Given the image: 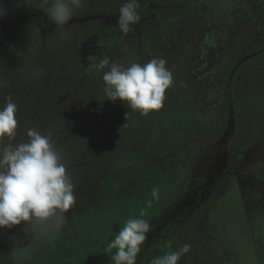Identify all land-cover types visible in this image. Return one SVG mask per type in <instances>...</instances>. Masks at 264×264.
<instances>
[{
  "label": "rangeland",
  "instance_id": "1",
  "mask_svg": "<svg viewBox=\"0 0 264 264\" xmlns=\"http://www.w3.org/2000/svg\"><path fill=\"white\" fill-rule=\"evenodd\" d=\"M151 1L139 0L141 20L124 35L125 0H83L63 28L52 0H2L0 108L8 97L18 106L11 143L29 128L50 135L76 203L54 240L23 223L0 229V264H111L104 250L129 218L155 229L136 264L160 239L166 253L190 245L178 264H264V0ZM93 56L125 67L166 59L174 84L162 108L142 116L107 101ZM231 151L243 159L228 167Z\"/></svg>",
  "mask_w": 264,
  "mask_h": 264
},
{
  "label": "clouds",
  "instance_id": "2",
  "mask_svg": "<svg viewBox=\"0 0 264 264\" xmlns=\"http://www.w3.org/2000/svg\"><path fill=\"white\" fill-rule=\"evenodd\" d=\"M82 3L83 0H52L48 10L51 22L57 28L65 27ZM138 7L139 0H125L119 8L117 25L122 34L127 35L140 22ZM6 15L0 0V19ZM89 60L96 61L91 66L103 73L107 101H120L142 116L159 111L166 90L174 84L173 73L161 57H153L143 64L133 62L128 67L108 57L97 61L93 56ZM17 111L18 106L11 97L0 108V229L23 223L28 225L31 236L39 233L43 238L54 240L66 224V214L76 203L72 177L50 135L29 128L26 141L11 143L17 134ZM128 115L127 112L125 119ZM151 196L159 199V190L153 188ZM152 202L147 201L146 207L150 208ZM145 215L141 209L139 217ZM154 230L146 219L129 218L104 250L110 254L111 264H136L142 245ZM18 248L23 254L28 252V247ZM189 251L190 245L185 244L155 258L151 264H178Z\"/></svg>",
  "mask_w": 264,
  "mask_h": 264
},
{
  "label": "trees",
  "instance_id": "3",
  "mask_svg": "<svg viewBox=\"0 0 264 264\" xmlns=\"http://www.w3.org/2000/svg\"><path fill=\"white\" fill-rule=\"evenodd\" d=\"M243 159L241 154L231 151L230 155L226 159V165L228 167L237 166ZM167 252L166 246L160 239L155 247L149 248L142 256L139 264H151V262L159 257L163 256Z\"/></svg>",
  "mask_w": 264,
  "mask_h": 264
},
{
  "label": "flooded vegetation",
  "instance_id": "4",
  "mask_svg": "<svg viewBox=\"0 0 264 264\" xmlns=\"http://www.w3.org/2000/svg\"><path fill=\"white\" fill-rule=\"evenodd\" d=\"M146 1H148V0H146ZM149 1H151V0H149ZM152 2V1H151ZM187 2H189L190 3V0H188ZM258 3H260V2H258ZM258 13H259V18L260 19H262L263 20V22H264V10H263V7H260L259 9H258ZM261 52H264L263 50H261ZM255 54V53H254ZM257 54V53H256ZM259 57L261 56V54L260 55H258ZM162 240V239H161ZM162 243H164L165 244V242L162 240Z\"/></svg>",
  "mask_w": 264,
  "mask_h": 264
},
{
  "label": "water",
  "instance_id": "5",
  "mask_svg": "<svg viewBox=\"0 0 264 264\" xmlns=\"http://www.w3.org/2000/svg\"><path fill=\"white\" fill-rule=\"evenodd\" d=\"M225 164H226V161H225Z\"/></svg>",
  "mask_w": 264,
  "mask_h": 264
}]
</instances>
